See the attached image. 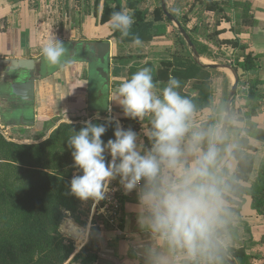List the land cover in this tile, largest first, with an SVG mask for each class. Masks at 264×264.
<instances>
[{
    "label": "trees",
    "instance_id": "trees-1",
    "mask_svg": "<svg viewBox=\"0 0 264 264\" xmlns=\"http://www.w3.org/2000/svg\"><path fill=\"white\" fill-rule=\"evenodd\" d=\"M112 2L104 4L102 14L99 16L100 25H107L111 14L122 9L129 10L135 21L127 37L111 29L112 33L108 39H114L116 43L111 63H108V70L110 69L112 76L130 77L139 69L148 67L156 84L155 91L162 90L159 82L167 84L170 76L176 77L180 80L178 91L193 100L194 113L206 109L212 110L211 116L194 129L215 131L216 116L225 113L227 93L231 88L227 75L198 65L177 30L175 32L179 36L180 45L185 49L178 51L173 47L163 50L154 48L155 41L166 38L165 24L172 27L161 6L149 13L140 6V0H126L124 6L122 0H112ZM231 2V0H193L192 6H200L204 12L214 17L212 26L214 31L207 40L203 41L198 40L176 14H171L186 30L202 58L216 63H232L239 75L237 97L242 96L244 105L237 107V97L235 98L230 123L218 150L213 172L226 178L225 182L219 185L223 200L228 203V206L223 208L226 214L239 213L246 197L249 196L252 200V209L257 214L264 215V163L259 168L254 184L250 187L239 184V182H248L254 170V153L259 150V147L250 143L247 137L264 142V129L252 122V118L258 116L264 108V80L249 75L252 71L260 70L261 65L258 55L247 52L245 39H219L224 32L218 29L221 23L231 21L228 14ZM247 3L243 0L235 2V5L241 8L243 24L253 27L257 18ZM94 6H99V0H95ZM134 36L140 37L143 41L142 45L133 44ZM224 45L231 46L236 50V54L226 58L222 51ZM154 61L158 62V67L154 65ZM219 81H222L221 87H224L225 95L222 94L219 106H215L214 94L216 87H219ZM243 87H247L245 92L241 91ZM236 120H246L247 124L243 130L245 136L239 137L230 152V156L237 161L234 173L230 174L225 168L220 170L218 167L222 157L228 152L231 133L236 129L233 125ZM129 121L131 119L120 120L123 124ZM93 122L104 124L105 120ZM83 126L62 123L48 137L55 127L49 122L35 138L26 139L42 141L36 144L14 143L0 131V264H66L74 255L75 245L66 239L60 227L66 213H74L78 208V199L70 194L69 185L72 177L81 173L73 166L70 155L72 149L68 147L67 140L74 134L73 129L79 131ZM114 127V124L109 126L101 137L105 143L109 139H114ZM105 156L106 160H110L107 153ZM125 202L124 199L122 210ZM120 227L123 228V218ZM225 228H231V224L226 225ZM223 232L224 229L209 231L207 238L213 237L218 240ZM90 243L91 241L71 261L81 260V264L95 263L98 255L95 251L89 250ZM199 243L211 248L223 264H229L209 240ZM225 249L236 264H251L243 249L236 250L231 247ZM182 261L191 264L188 260Z\"/></svg>",
    "mask_w": 264,
    "mask_h": 264
},
{
    "label": "clouds",
    "instance_id": "clouds-1",
    "mask_svg": "<svg viewBox=\"0 0 264 264\" xmlns=\"http://www.w3.org/2000/svg\"><path fill=\"white\" fill-rule=\"evenodd\" d=\"M134 22L127 9L113 12L108 20L110 28L124 37L129 36ZM132 42L143 43L139 36ZM41 54L50 65H59L69 49L54 35L42 46ZM155 89L148 67L123 77L111 102L106 107L98 104L109 113L105 123L88 120L79 131L73 129L67 145L72 149L73 166L81 174L72 177L69 192L95 206L116 190L110 186L118 180L125 195L136 192L133 210L141 233L194 253L207 238L223 203L213 172L218 154L216 134L212 129L193 128L195 105L178 91L179 79L170 76L159 94ZM112 103L122 109L126 119L141 123L139 133L125 129L111 116ZM146 118L147 127L142 123ZM94 119H101L99 112ZM113 124L114 139L105 143L101 137ZM143 259L144 264H167L151 242L143 246Z\"/></svg>",
    "mask_w": 264,
    "mask_h": 264
},
{
    "label": "crops",
    "instance_id": "crops-1",
    "mask_svg": "<svg viewBox=\"0 0 264 264\" xmlns=\"http://www.w3.org/2000/svg\"><path fill=\"white\" fill-rule=\"evenodd\" d=\"M231 1L228 10L231 21L221 23L218 29L224 32L219 36V39L232 40L240 38L242 30H251L250 39L245 41L248 46L247 52H253L260 57L261 68L250 72L249 75L261 77L264 80V0H246L247 4L250 5V10L255 13L257 18L253 27L243 24L241 8L235 5V2L243 0ZM44 8L43 5L33 7L31 0H0V60L40 59L42 46L54 35L62 40L65 45L73 42H109L112 58L116 43L114 39H108L112 33L109 24L103 26L99 23L98 26L95 25L91 28L89 21L86 22L89 18L84 17L78 8L75 14L76 17L71 16L68 18V14L63 12L60 26L57 27L54 20H45L44 14L46 12ZM51 11L53 12V9L50 10V14H52ZM160 40L153 43L155 49L163 50L172 47V43ZM222 51L226 58L233 57L236 54V50L228 45H224ZM88 61L91 62L92 59L81 60L76 54L75 57H69L60 66H55L57 68L54 69L53 67L49 76L36 83L35 101L27 106L26 113L12 110L10 105L3 101L5 94L1 93L0 106H2L3 116L0 115V119L2 123L6 127L32 128L39 131L49 122L54 125L53 121H56L58 126L65 122L71 123L77 120L84 122V119H87V121L94 119L98 112L99 114L104 113L98 104L106 107L111 102L113 92L119 86L121 78H115L109 72L110 85L107 95L100 97L98 90L101 84L100 81H90L92 71ZM153 63L156 67L159 66L157 61ZM227 78L229 80L228 75ZM221 82L219 81V87L217 86L215 90V106H219L222 100ZM232 83L233 81L230 82L231 86ZM159 85L166 86L165 82H159ZM160 91L156 90L157 94ZM242 105H244V100L239 95L237 97V107ZM111 107V116L121 123L120 120L125 119L122 109L115 103H112ZM211 114V109L193 113V128L199 127ZM106 115L108 116L109 113L106 112ZM24 121H33V123L25 125ZM252 122L264 129V108L258 116L252 118ZM246 124V120H236L233 123L236 129L231 133L228 152L222 157L218 167L220 170L225 168L230 174L234 173L237 161L230 156V152L239 137L245 136L243 130ZM215 137L216 141L219 135L217 136L216 133ZM247 138L250 143L258 146L259 150L254 153V170L248 182H239L243 187H250L255 183L259 168L264 163V142H258L252 137ZM215 177L219 185L225 182V177H220L217 173ZM126 196L123 228L118 231L101 232L95 248L98 259L93 264H144L143 246H146L148 242L154 244L157 250L166 257L167 264H188L182 261L183 259L178 255L175 248L151 239L147 234L139 231L136 214L133 210L136 204V192L133 191ZM225 206H228V203L223 200L217 219L211 225L209 231L224 229L221 237L217 240L223 247H231L236 250L243 249L251 264H264V215H259L252 209V200L249 196L246 197L245 204L239 213L226 214L223 211ZM228 224H231V228L226 229L225 227ZM205 240L208 241L209 239L206 238ZM204 246L213 253L211 248ZM66 264H81V260L69 261Z\"/></svg>",
    "mask_w": 264,
    "mask_h": 264
},
{
    "label": "rangeland",
    "instance_id": "rangeland-1",
    "mask_svg": "<svg viewBox=\"0 0 264 264\" xmlns=\"http://www.w3.org/2000/svg\"><path fill=\"white\" fill-rule=\"evenodd\" d=\"M31 1L33 7H38L39 5H43L45 7L44 9L46 12L44 14L46 18L45 20L48 19L54 20V22H56L57 27L60 26V21H61L60 19L64 15L63 12H66L68 14L67 16L68 18H70L71 16L76 17L75 15L76 11L79 8L80 12L84 15V17L89 18L86 20V22L89 21L91 28H93V26L95 25L96 26L99 25V16L102 14L104 4L112 2V0H99V6L96 7L94 6L95 0H31ZM140 1H141L140 6L149 13H152L155 8H159L161 6V0H140ZM166 1H167L168 11L170 13L176 14L181 19V21L187 25V28L191 30L192 34L198 40L203 41L208 39L210 33L214 31V27H212L214 23L213 22L214 17L211 14L204 12L202 10V7L200 8V6L197 7L192 6L193 0H166ZM122 3L124 6L126 0H122ZM112 4L114 3L112 2ZM52 9L53 12L51 11L52 14H50V10ZM165 26L167 30L166 38L165 39L163 38V40L160 39L159 40L168 41L172 43V47L174 49H177L178 51L185 49L180 45L179 36L175 32L177 30L175 26L172 25L171 27L168 24H165ZM250 32L251 30H242L240 32L242 36L239 39L246 38L245 41L246 40L248 41V39H250ZM79 55H84V54L78 53L77 56ZM69 57L70 56L68 54L64 58L62 63L65 62ZM40 58H43V56H41ZM203 60L205 63L208 64L216 63L206 58H203ZM61 64L56 66H60ZM55 68L57 67H55L54 65V69ZM225 73L228 75L229 81L232 82L233 81L232 75L229 72H225ZM90 81L91 82L100 81L95 72H91ZM163 88L164 87L161 86V89ZM222 89L224 90V87ZM223 90H221V92ZM229 91L227 95L229 94ZM224 115L225 114L222 115L219 114L216 116L217 127H215V134L217 133V136L220 135ZM100 117L101 119L99 120L104 121L107 115L106 113L104 114L101 113ZM84 120L87 121V119ZM92 121H97V120L92 119ZM84 122L77 120L71 123L65 122L63 124L84 125ZM147 122H148L147 118L142 122L145 127H147ZM57 123L56 121H53L55 127L52 129V131H50L48 137L51 136L55 128L58 127ZM120 124L125 129L132 128L134 131L138 133L141 131V123L139 121L131 120L128 123L125 124L120 123ZM0 131L9 141H12L14 143L36 144L42 142V141L36 142L32 140H26L27 138L30 137L35 138L38 135V132H40L41 130L38 131L32 128H23V127H6L2 123L1 119H0ZM216 142L217 140L215 141V143ZM144 143L145 145H147L146 139L144 140ZM110 187L116 190L110 191L107 198L104 201H101L99 204H96L94 206L93 202L90 200L87 202H82L80 200H77L78 201L77 210L74 213H66L65 219L61 224L60 231L66 237L67 240L73 242L75 245V253L69 261L74 259V257L80 253L81 251L80 249L84 247V245L86 244L88 245L90 241L91 243L88 246L89 250L95 251V248L97 247V243L99 241V235L101 234V232L121 230L120 227L121 220L124 216V210H122V203L124 199L126 201L127 196L123 193L122 188H120L118 180L113 181ZM101 209H104V211L101 212ZM219 262L222 263L220 260Z\"/></svg>",
    "mask_w": 264,
    "mask_h": 264
},
{
    "label": "water",
    "instance_id": "water-1",
    "mask_svg": "<svg viewBox=\"0 0 264 264\" xmlns=\"http://www.w3.org/2000/svg\"><path fill=\"white\" fill-rule=\"evenodd\" d=\"M161 8L163 13L168 18L173 26L177 29L179 34L185 40L188 48L190 49L193 60L200 66L217 70L221 72H229L233 77V83L230 88L225 115L221 126V132L217 139L216 148L219 150L224 137L227 133V129L232 116V106L238 92L239 75L234 69L232 63H213L208 64L202 61L196 46L193 44L191 38L187 34L186 30L182 27L180 22L168 11L167 1L161 0ZM69 49L70 58L79 55L81 60L92 59L88 61L90 70L95 72L100 80V88L98 95L103 97L107 95L110 85V75L108 70V63L111 58V44L109 42H73L66 45ZM90 56V57H89ZM84 57V58H83ZM87 61V60H86ZM56 66V65H55ZM52 72V65H50L44 58L40 59H1L0 60V86H2V92L5 94L3 98L4 102L9 104L12 110L15 112L26 113L28 105L34 103L36 95V83L46 76H49ZM0 99H2L0 97ZM0 115L3 116L2 106H0ZM27 116L25 115V118ZM32 124L33 121H24V124ZM212 245L221 253L225 260L229 264H236V262L229 256L225 247H223L213 237L208 238Z\"/></svg>",
    "mask_w": 264,
    "mask_h": 264
},
{
    "label": "built area",
    "instance_id": "built-area-1",
    "mask_svg": "<svg viewBox=\"0 0 264 264\" xmlns=\"http://www.w3.org/2000/svg\"><path fill=\"white\" fill-rule=\"evenodd\" d=\"M246 90L247 87L241 89L242 92H245ZM175 250L182 259L188 260L191 264H222L219 262L216 255L200 243L194 253H189L187 250L181 248H175Z\"/></svg>",
    "mask_w": 264,
    "mask_h": 264
},
{
    "label": "flooded vegetation",
    "instance_id": "flooded-vegetation-1",
    "mask_svg": "<svg viewBox=\"0 0 264 264\" xmlns=\"http://www.w3.org/2000/svg\"><path fill=\"white\" fill-rule=\"evenodd\" d=\"M47 62V61H46ZM54 67V65H52V68ZM3 93L2 92V86H0V94Z\"/></svg>",
    "mask_w": 264,
    "mask_h": 264
},
{
    "label": "bare ground",
    "instance_id": "bare-ground-1",
    "mask_svg": "<svg viewBox=\"0 0 264 264\" xmlns=\"http://www.w3.org/2000/svg\"><path fill=\"white\" fill-rule=\"evenodd\" d=\"M202 61H204L203 58H202ZM232 78H233V77H232Z\"/></svg>",
    "mask_w": 264,
    "mask_h": 264
}]
</instances>
